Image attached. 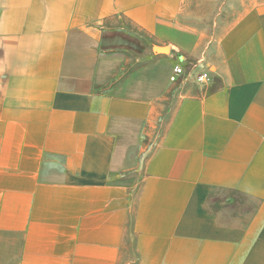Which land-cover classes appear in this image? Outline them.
I'll return each instance as SVG.
<instances>
[{
    "label": "crops",
    "instance_id": "obj_1",
    "mask_svg": "<svg viewBox=\"0 0 264 264\" xmlns=\"http://www.w3.org/2000/svg\"><path fill=\"white\" fill-rule=\"evenodd\" d=\"M0 264H264V0H0Z\"/></svg>",
    "mask_w": 264,
    "mask_h": 264
},
{
    "label": "built area",
    "instance_id": "obj_2",
    "mask_svg": "<svg viewBox=\"0 0 264 264\" xmlns=\"http://www.w3.org/2000/svg\"><path fill=\"white\" fill-rule=\"evenodd\" d=\"M183 73V70L180 67H176L175 68V75L172 78V80H176V76L181 75ZM201 81L207 80L209 79V75L208 74H204L199 78Z\"/></svg>",
    "mask_w": 264,
    "mask_h": 264
}]
</instances>
